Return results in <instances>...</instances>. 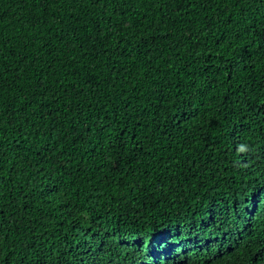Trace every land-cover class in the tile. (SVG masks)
Listing matches in <instances>:
<instances>
[{"label":"trees","instance_id":"obj_1","mask_svg":"<svg viewBox=\"0 0 264 264\" xmlns=\"http://www.w3.org/2000/svg\"><path fill=\"white\" fill-rule=\"evenodd\" d=\"M0 264H264V0H0Z\"/></svg>","mask_w":264,"mask_h":264}]
</instances>
